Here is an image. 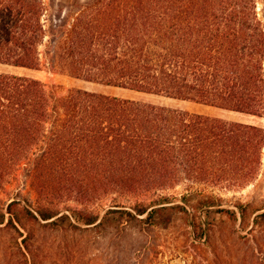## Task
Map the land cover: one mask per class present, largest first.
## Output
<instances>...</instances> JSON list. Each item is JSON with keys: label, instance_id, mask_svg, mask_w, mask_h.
Masks as SVG:
<instances>
[{"label": "trees", "instance_id": "16d2710c", "mask_svg": "<svg viewBox=\"0 0 264 264\" xmlns=\"http://www.w3.org/2000/svg\"><path fill=\"white\" fill-rule=\"evenodd\" d=\"M258 3L0 0V64L46 66L264 118V0L260 11ZM263 160V126L83 88L60 94L40 79L0 72V191L23 166L37 194L35 202L0 205V226L23 237L16 246L27 264L34 254L24 220L57 230L114 221L122 231L153 227L158 212L186 210L173 204L178 187L185 203L197 193L212 206L222 200L216 190L255 181ZM106 198L112 204L103 214L91 210Z\"/></svg>", "mask_w": 264, "mask_h": 264}, {"label": "rangeland", "instance_id": "374dc122", "mask_svg": "<svg viewBox=\"0 0 264 264\" xmlns=\"http://www.w3.org/2000/svg\"><path fill=\"white\" fill-rule=\"evenodd\" d=\"M262 2L259 0V11ZM4 71L40 79L60 94L83 88L264 127V118L90 83L46 66L26 69L0 64V72ZM182 191L183 187L174 190L179 199L173 204L185 205L186 210L158 212L159 224L153 227L138 224L122 231L123 226L114 221L100 227L57 230L47 226L46 221L24 220L21 231L24 235L32 234L28 244L34 259L30 264H264V218L259 217L264 213V160L255 181L239 189L216 190L214 193L222 200H215L212 206L203 207L204 197L197 193L185 203L180 199ZM13 199L32 202L37 199L23 166L0 191V205ZM240 203L246 205L244 210L238 208ZM111 204L112 199L106 198L91 210L103 214ZM218 208L234 210L236 217L219 212ZM22 238L15 230L7 231L0 226V264H27L16 246V241L21 242Z\"/></svg>", "mask_w": 264, "mask_h": 264}]
</instances>
